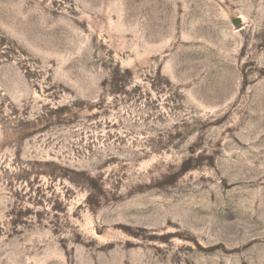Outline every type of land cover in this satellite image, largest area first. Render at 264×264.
Wrapping results in <instances>:
<instances>
[{
	"label": "rangeland",
	"instance_id": "1",
	"mask_svg": "<svg viewBox=\"0 0 264 264\" xmlns=\"http://www.w3.org/2000/svg\"><path fill=\"white\" fill-rule=\"evenodd\" d=\"M0 264H264V0H0Z\"/></svg>",
	"mask_w": 264,
	"mask_h": 264
}]
</instances>
